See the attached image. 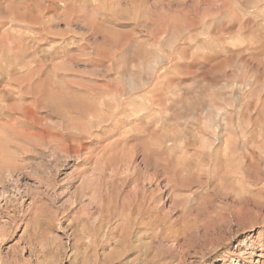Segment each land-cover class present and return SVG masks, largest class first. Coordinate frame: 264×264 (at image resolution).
<instances>
[{
    "label": "rangeland",
    "instance_id": "rangeland-1",
    "mask_svg": "<svg viewBox=\"0 0 264 264\" xmlns=\"http://www.w3.org/2000/svg\"><path fill=\"white\" fill-rule=\"evenodd\" d=\"M0 264H264V0H0Z\"/></svg>",
    "mask_w": 264,
    "mask_h": 264
},
{
    "label": "bare ground",
    "instance_id": "bare-ground-1",
    "mask_svg": "<svg viewBox=\"0 0 264 264\" xmlns=\"http://www.w3.org/2000/svg\"><path fill=\"white\" fill-rule=\"evenodd\" d=\"M261 248V247H260Z\"/></svg>",
    "mask_w": 264,
    "mask_h": 264
}]
</instances>
